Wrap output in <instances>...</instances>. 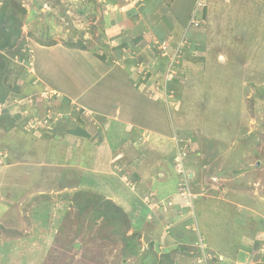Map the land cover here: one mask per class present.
I'll return each instance as SVG.
<instances>
[{"label": "rangeland", "instance_id": "obj_1", "mask_svg": "<svg viewBox=\"0 0 264 264\" xmlns=\"http://www.w3.org/2000/svg\"><path fill=\"white\" fill-rule=\"evenodd\" d=\"M163 1L0 0V264H264V0ZM71 42L158 116L81 107Z\"/></svg>", "mask_w": 264, "mask_h": 264}, {"label": "crops", "instance_id": "obj_2", "mask_svg": "<svg viewBox=\"0 0 264 264\" xmlns=\"http://www.w3.org/2000/svg\"><path fill=\"white\" fill-rule=\"evenodd\" d=\"M170 1L172 5L173 4L172 0H164L163 2L169 3ZM193 2H195V0H193ZM192 5L190 7V10L192 8ZM170 15H172V18H173L174 15L173 14H170ZM173 21H175V18H173ZM182 21H184L183 18H182ZM162 26H163V23H162ZM156 27L157 26H153L151 28V33L154 34L156 38L160 40V37L163 34H165V32H162L161 30H157ZM167 29H170V27H168ZM46 50L48 52L53 51L57 56L61 58L69 57L71 62L68 68L72 71H78L83 76L84 75L87 76L90 83L86 85L83 91L84 93H80V98L78 97L79 98L78 99L76 96L75 97L70 96V97L76 99V102H78L81 107L86 108V110L90 111L95 116H104L106 120L110 118L109 120H114L119 123H122V122L124 123L125 119H127V115H125V110H124L126 108L125 106H127V103L125 104V101H124L126 100L125 99L126 96L132 99H137L138 102H140L145 107H147L150 111H152L153 115L158 116V112L155 110L157 108L156 105L158 104L154 103L153 101H151L150 98H147L145 95L131 88L130 78L123 69L125 67L116 63L117 61H113V64H108L104 61H101L100 59L95 57L93 54L83 49L66 48V47H51ZM35 77L37 81H40V85L44 84L43 81L38 79L37 76ZM107 82H111L110 90L112 91V93L113 91L120 93L123 100H119L117 98L115 99L113 94L109 95L106 100L103 99L101 91L99 90L103 88L105 83ZM47 86L50 87L51 90L56 91L57 93L58 92L62 93L58 88L59 86H56V87L49 86V85ZM62 94L64 95V92ZM65 96H67V93ZM92 102L94 104H90ZM149 131L150 133H156V132H153L154 130H150V128H149ZM149 138H150V135L147 136L144 142H147ZM172 183H173V180H172ZM155 185H157L159 188H162V190H166L167 188H169L167 185L163 183H159V182H155Z\"/></svg>", "mask_w": 264, "mask_h": 264}, {"label": "trees", "instance_id": "obj_3", "mask_svg": "<svg viewBox=\"0 0 264 264\" xmlns=\"http://www.w3.org/2000/svg\"><path fill=\"white\" fill-rule=\"evenodd\" d=\"M20 12L23 13V8L20 7L18 9ZM17 19H14L13 14H6L5 13V8H3L2 10H0V36L2 35L4 37V39H2L0 37V48H3L7 45H9V39L11 37V33L12 34H17V32L19 31V26L16 24ZM9 29V30H8ZM71 44V45H70ZM67 47H77L80 49L85 50V46L80 42V46H75L72 42L71 43H66ZM95 55V54H94ZM98 59H100L101 61L105 60L104 56H100V55H95Z\"/></svg>", "mask_w": 264, "mask_h": 264}, {"label": "built area", "instance_id": "obj_4", "mask_svg": "<svg viewBox=\"0 0 264 264\" xmlns=\"http://www.w3.org/2000/svg\"><path fill=\"white\" fill-rule=\"evenodd\" d=\"M196 15H195V11L193 12V14L191 15V17L188 20V27L189 26H197L198 21L196 20Z\"/></svg>", "mask_w": 264, "mask_h": 264}]
</instances>
